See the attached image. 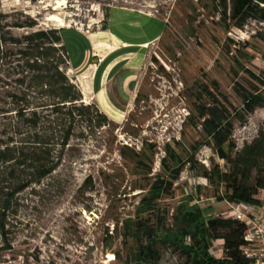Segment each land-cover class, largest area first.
<instances>
[{
	"label": "rangeland",
	"instance_id": "1",
	"mask_svg": "<svg viewBox=\"0 0 264 264\" xmlns=\"http://www.w3.org/2000/svg\"><path fill=\"white\" fill-rule=\"evenodd\" d=\"M58 1L61 0H0V3L10 21L33 19L38 23L37 29H60L55 21L48 20L54 14L68 23L66 27L88 33L81 35L75 29H61L72 64L79 62L97 42L100 36L94 30L98 29L100 34L107 32L101 29L102 25L108 23L117 8H131L161 18L165 23L159 22V27L164 34L149 47L150 57L138 92L141 99L134 102L130 112H126L129 98L125 94L113 96L110 92L106 102L100 99L103 106L100 110L112 123L95 129L88 122H78L60 167L40 184L18 194L8 213L7 225L14 248L3 250L4 239L0 236V264H127L138 244L134 238L124 237V221L138 219L137 208L154 178L167 176L161 163L167 143L184 159L192 154L193 145L201 143L195 155L200 166L209 170L219 164L226 169L227 160L219 159L214 143H207L202 127H196L191 118L194 103L200 84L207 81L218 85L233 108L241 106L234 78L238 76L241 84L252 88L254 82L241 64L260 74L264 72V60L256 58L249 63L247 55L239 50L258 31H264V22L250 19L243 29L233 23L228 28L213 0ZM29 32L31 29H12L14 36ZM67 73L75 80L70 68ZM7 90H15L14 84L0 87V107L12 108L5 103L11 102ZM14 116L0 115V149L13 136ZM233 122L231 140L235 147H226L231 156L258 135L264 126V107L245 120L234 117ZM124 146L154 160L151 175L122 157L120 151ZM188 166L177 181L174 194L163 196L156 212L170 210L171 223L179 203L193 195L206 214L226 211L225 217H233L234 211H229L227 205L218 206L216 186L198 171L191 172ZM15 183L10 167L0 162V205L3 193ZM198 186L200 197L196 194ZM156 216L150 213L145 218L155 226ZM158 248V264H188L173 248L162 245Z\"/></svg>",
	"mask_w": 264,
	"mask_h": 264
},
{
	"label": "trees",
	"instance_id": "2",
	"mask_svg": "<svg viewBox=\"0 0 264 264\" xmlns=\"http://www.w3.org/2000/svg\"><path fill=\"white\" fill-rule=\"evenodd\" d=\"M213 2L228 28L233 23L243 29L250 19L264 22V0ZM8 18L0 3V87L12 84L15 87V90L6 91L11 102L5 103L12 108L0 107V115H15L11 119L13 136L0 149V162L10 167V175L16 180L15 185L3 193L0 205V236L4 239L5 251L14 248L7 225L8 213L18 194L33 184H40L60 167L78 122H88V126L95 129L112 123L95 103H84L82 90L68 75L70 56L61 29H37L38 23L33 19L10 21ZM13 28L31 29V32L14 36ZM239 53L247 55L249 63L256 58L264 60V31H258L252 41L245 42ZM241 65L254 82L252 88H247L238 76L234 78V89L241 98V106L233 108L218 85L206 81L200 84L191 117L196 127H202L207 143H214L218 156L227 160L226 169L219 164L209 170L200 166L195 155L202 147L201 143L192 146V154L186 159L167 143L166 156L161 160L167 176L154 178L137 208L138 219L124 221V237L134 238L138 244L127 264H158V245L180 252L188 264H253L243 254L247 245L246 226L233 218L206 214L195 196L188 195L179 203L171 223L168 222L170 210L161 214L156 212L163 196L174 194L176 183L188 165L191 172L198 171L216 186L215 197L219 203L225 200L233 204L259 201L260 191L264 189V126L256 137L238 149L235 156L226 150V147H235L231 140L233 118L245 120L264 107V72L258 74ZM140 99L138 94L136 101ZM120 152L126 161L133 162L147 176L152 174L154 160L150 156L128 146ZM200 193L201 186H198L197 197ZM150 213L157 215L155 226L145 218ZM218 240H222L224 246V255L220 258L213 254L214 243Z\"/></svg>",
	"mask_w": 264,
	"mask_h": 264
},
{
	"label": "crops",
	"instance_id": "3",
	"mask_svg": "<svg viewBox=\"0 0 264 264\" xmlns=\"http://www.w3.org/2000/svg\"><path fill=\"white\" fill-rule=\"evenodd\" d=\"M159 22L165 23L159 17L135 9L117 8L109 17L107 32L93 31L100 36L99 40L96 39L79 62H70V73L82 90L84 101L103 109L99 100L106 102L110 92L113 96L125 94L129 98L126 112H130L150 57L149 47L164 34ZM60 29L88 34L71 27Z\"/></svg>",
	"mask_w": 264,
	"mask_h": 264
},
{
	"label": "built area",
	"instance_id": "4",
	"mask_svg": "<svg viewBox=\"0 0 264 264\" xmlns=\"http://www.w3.org/2000/svg\"><path fill=\"white\" fill-rule=\"evenodd\" d=\"M212 200L214 202L215 198ZM222 203L228 206L229 211H234V215L233 217H225L226 211L216 215L233 218L246 226L245 238L247 245L243 248L244 256L251 259L253 264H264V189H261L257 203L233 204L225 200L220 203L218 202V206ZM208 205L209 209H211L213 203ZM218 253H222L221 257H223L224 246L222 240L216 241L213 246V254L220 258Z\"/></svg>",
	"mask_w": 264,
	"mask_h": 264
},
{
	"label": "bare ground",
	"instance_id": "5",
	"mask_svg": "<svg viewBox=\"0 0 264 264\" xmlns=\"http://www.w3.org/2000/svg\"><path fill=\"white\" fill-rule=\"evenodd\" d=\"M58 2L61 3V2H64V0H61V1H58ZM48 20L55 21L59 27L68 26V23L65 22V20L62 17L58 16V15L52 14V15L49 16Z\"/></svg>",
	"mask_w": 264,
	"mask_h": 264
},
{
	"label": "water",
	"instance_id": "6",
	"mask_svg": "<svg viewBox=\"0 0 264 264\" xmlns=\"http://www.w3.org/2000/svg\"><path fill=\"white\" fill-rule=\"evenodd\" d=\"M102 29L107 30V29H108V24H107V23H104V24L102 25Z\"/></svg>",
	"mask_w": 264,
	"mask_h": 264
}]
</instances>
